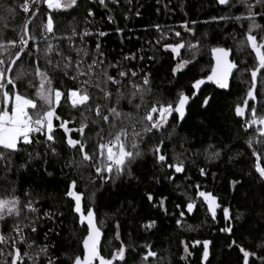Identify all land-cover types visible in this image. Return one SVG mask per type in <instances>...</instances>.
<instances>
[{
  "label": "trees",
  "instance_id": "trees-1",
  "mask_svg": "<svg viewBox=\"0 0 264 264\" xmlns=\"http://www.w3.org/2000/svg\"><path fill=\"white\" fill-rule=\"evenodd\" d=\"M130 1L135 2L119 0L114 10V20L110 23L105 21V12L99 9L97 0H77L72 8L60 10H51L45 4H40L33 10L39 12V17L33 18L34 23H30L29 35H34L36 39L29 40L31 47L21 53V58L17 59L7 74L14 77L17 72H24L27 78L18 82L17 90L21 93L27 90L30 98H35L34 88L28 89V84L32 81L38 85L39 81L34 79V72L39 67L48 72L54 86L64 93L60 104L56 106L57 115L61 119H54L59 154L52 156L49 153L44 156L45 149L33 145L14 157L18 166L27 159V153L35 149L42 158L33 162L30 167L17 170L16 167L4 169L0 166V197L15 194L22 202H27L25 193L31 192L32 198L36 200L35 206L41 210V216L43 210L49 209L60 214L55 225L40 221L39 230L32 235V239L37 244L51 243L61 264H69V256L82 255L80 241L87 232L86 224L82 226L78 214L71 211L74 201L66 196L68 184L73 180L78 185L75 190L83 194L81 203L84 214L86 215L88 207L93 208L102 232L99 248L101 255L106 258H112L113 251L121 244L125 246L126 264H243L240 247L264 256V251L257 247L264 240V184L258 180V173L253 167L256 157L252 156V149L246 144L249 137L254 138V145L260 137L256 131L257 126H242L250 118L251 104L254 103L249 101V105L245 107L243 100L251 82L250 72L246 69L255 66V53L247 46L237 47L242 40H246V20H212V17L241 15L245 13L244 7L236 3V0H231L228 5H220L218 0H165L167 8L163 10L156 3L157 0H140L136 7L139 12L137 15L135 8H131ZM23 3L24 0H0V41L5 44V50L0 52V59L6 61L0 67L7 66L10 56L11 46L7 41H17L20 35L23 36V24L30 16L23 12ZM89 9L104 22L102 28L106 35L102 38L88 36L83 44L73 38L75 45L69 46L68 37L72 36V32L81 33L88 24ZM253 11L260 12L264 9L254 6ZM48 15L54 19V33L42 38L40 25L46 21ZM192 21L196 23L193 24ZM256 21L264 26V19L260 16L256 17ZM185 23L192 31H186L182 27ZM154 25H160L167 33L159 45L156 41L160 33ZM117 28L122 31L117 32ZM172 28L180 32V37L171 33ZM254 34L258 35V39L259 35H264L255 30ZM181 41L185 45H197L195 59L186 47L176 54L175 59L171 50L163 47L165 43L175 44ZM85 42L88 44L89 54L84 61L88 65L92 63L96 44L99 43L100 51L104 54L103 67L108 69L109 74L116 76L119 69L131 68L133 71L143 69L150 76V88L155 95L145 96L143 102L134 98L137 104L142 105L139 109L123 100L121 110L130 113L131 117L118 128L125 127L129 133L140 132L143 126L142 117L153 101L162 99L167 103L176 99L181 90L189 97L183 120L170 117V123L164 129L154 130L153 134L147 136L148 142L141 143L140 150L143 155L132 169V177L125 175L122 180L115 183L109 181L103 186L97 179H93L96 177L94 168L75 167V162L80 161L82 156L77 150L69 148L66 140L71 136L73 139L86 141L85 150L95 163L99 155L98 144L102 142L100 137L106 141L110 138V133L118 128L113 129L110 123H105L102 119L92 126L90 120L97 117L91 110L99 104L102 108L101 115H104L107 114V107L111 105L99 89L89 88L90 103L73 108L66 97V90L74 87V82L48 67L44 52L51 43L56 46L54 52L48 54L53 64L61 59L55 54L59 51L68 56L74 66L75 60L79 58L75 49L85 46ZM217 46L229 49L230 59L237 65V69L229 76L230 87L227 89H220L207 80L214 63L211 48ZM140 49L142 51H138ZM132 54H135V59H123ZM153 56L155 59L150 60L149 57ZM14 58L15 54L9 63ZM181 60L191 63L173 75L172 68ZM116 63H120L122 68H108L109 64ZM95 73L93 78L99 77L103 80L101 69H95ZM71 74L70 72L69 75ZM87 78L85 76L82 79ZM121 79L124 85H128V78ZM197 79H203L204 83L199 89H194L192 84ZM261 83H264V75L259 77L257 89L254 90L258 115H264V89L261 88ZM109 88L114 102L116 87L109 85ZM193 92L196 93L195 96L192 95ZM205 97L210 98L207 106L203 105ZM238 103L245 107L243 117L235 115V106ZM81 113L89 118L85 121L89 127L83 137L73 131L66 134L59 127L63 120L68 122L67 127L70 129L79 128L83 120ZM155 145L161 146V154L166 157L164 165L154 159L151 149ZM208 145H212L210 151L222 150L218 159H212L204 153L203 150ZM260 154L264 156V152ZM176 156L185 164L181 173H176L174 168L167 166L175 162ZM45 159L47 164L44 163ZM69 161L73 163L70 164ZM202 168L206 170L205 175L200 174ZM232 181H239V184L234 186ZM197 186L200 191L210 192L217 197L220 207L215 220L207 212L203 198L197 196ZM149 194L153 197L151 201L148 199ZM190 201L196 205L192 213H188L186 209ZM224 207L230 209V220L224 218ZM181 211L185 213L183 217L180 215ZM178 219L181 220V225H177ZM153 221L155 223L149 227V223ZM13 223L11 219L7 224L0 221V231L7 235ZM229 225L233 229L231 232L221 231ZM53 227L55 231L51 237H46L44 234L47 229ZM30 231L28 229L26 234ZM117 232L119 240L115 239ZM205 240L210 241V255L206 261H202ZM185 247L191 255L184 252ZM149 249L156 252L157 256L143 261L142 256ZM249 259L259 264L257 257L250 256ZM94 264H98V261ZM113 264H124V261L116 259Z\"/></svg>",
  "mask_w": 264,
  "mask_h": 264
},
{
  "label": "snow or ice",
  "instance_id": "snow-or-ice-1",
  "mask_svg": "<svg viewBox=\"0 0 264 264\" xmlns=\"http://www.w3.org/2000/svg\"><path fill=\"white\" fill-rule=\"evenodd\" d=\"M231 0H218L220 5H228ZM100 6L107 7L106 0H98ZM236 3L241 4L245 13L237 16L224 15L220 17H212V20H235L237 22L247 21L248 27L245 32L246 40H242L237 45L238 48L247 46L251 48L252 52L255 53V66L246 71L250 72L251 82L250 87L247 89L246 96L243 100L244 106L249 105V101H253L251 104V116L246 121L244 127L252 125L257 126L256 131L259 134L260 139H257L254 145V138L249 137L246 144L249 149H252V156L256 157V163L253 165L255 172L258 173V180L264 184V156L260 153L264 152V115H258V107L255 101L257 96L254 94V90L257 89L259 77L264 75V35L254 34V30L257 33H264V26L256 21V17L260 16L264 19V11L256 12L253 11L254 6H259L264 9V0H236ZM40 4H46L48 9L60 10L70 9L77 4V0H24L21 5L24 13H29L30 8H37ZM42 11V9H41ZM89 16L93 13L91 9L88 12ZM139 15V12H137ZM39 12L31 11L30 16L23 25L22 32L23 36L19 40L21 45L19 50L15 52V58L11 63H7V71L4 67H0V166L4 169H11L16 167L17 170L30 167L31 164L41 159V154L36 151H30L27 153V159L20 163L18 166L15 164L14 157L27 148H32L35 145L37 148L43 147L45 149L44 156L49 153L52 156L58 155V149L56 147L55 132H54V119L60 120L61 118L57 115L56 106L60 104L62 91L54 86V81L46 70H41L37 67L34 72V79L38 80V85L33 84L29 81L28 89L34 88L33 96L30 98L28 91L21 93L17 90L18 82L26 79L24 72H17L16 76L11 77L7 74L8 71L12 70V66L17 62V59L21 58V53L26 51V48L31 47L29 40H35L34 35H29V24L34 23L33 18H38ZM128 17L126 16V19ZM111 19V17H110ZM193 24L196 21H192ZM157 32L160 33L159 39L156 43L159 45L164 37L167 35L160 25H154ZM182 27L186 31H192L187 25L183 24ZM41 37H46L47 34L54 33V19L51 15L47 16L46 21H43L40 25ZM117 32L122 29L117 28ZM79 35L81 43L83 44L86 37L93 35L88 31L77 33L72 32V36ZM106 33L103 31L98 32V36L103 37ZM180 32H175L176 37H180ZM24 37H27L25 39ZM71 39V37H68ZM16 41L8 40L7 44L13 48L16 46ZM53 44L49 43L44 49L45 58L48 61V67L60 72L63 76L67 77L74 82V87H69L66 90V97L71 102L73 108L78 106H87L90 103V91L89 88L99 89L104 98L111 105L107 107V114L101 115L102 108L99 104L96 105L94 114L97 119L90 120V124L95 126L98 124V120L102 119L105 123H110L113 129L118 128L125 121L130 119L131 114L125 113L121 110V103L123 100H127L130 105L139 109L142 105L137 104L135 99H139L141 102L144 101L145 96L149 94L155 95L150 88L151 80L147 72L143 69L133 71L131 68L127 70H120L117 72L119 78H128V85L123 84V79H117L113 75L109 74L108 69L103 67L104 54L100 51V44H96L94 52V58L92 63L84 68L83 56L89 54V50L86 46L76 48L78 59L73 61L68 57L64 56L62 52L57 51L55 54L61 59L53 64L51 56L48 55L53 53L55 50ZM165 50L170 49L171 53L174 54L173 58H176V54L183 48H187L192 54V58L195 59V52L197 51V45L192 43H185L181 41L175 44H163ZM5 50V44L0 41V52ZM142 51V49L138 50ZM31 55L30 52L27 53ZM211 54L214 63L211 66V72L207 76V80L215 83L220 89H227L230 87L229 76L233 74V70L237 69V65L230 59L229 49L223 47H212ZM124 60L135 59V54L131 56L123 57ZM150 60H154L155 57H149ZM6 61L0 59V66L5 65ZM191 63L188 60H181L172 68V73L175 75L178 70L184 69L187 64ZM101 69L103 80L96 76L95 69ZM108 68H122L120 63L109 64ZM72 73L69 75V73ZM130 73V77H129ZM87 76V79H82ZM132 78H137L133 80ZM204 83L203 79H197L192 84V88L199 89L200 85ZM103 84V87L101 86ZM109 85L116 87L115 101L113 102V93L111 92ZM128 88V91L124 89ZM261 88L264 89V83H261ZM196 95L195 92L192 94ZM210 102L209 97H205L203 105L207 106ZM189 103V97L184 91H179L177 98L164 103L162 99L155 100L152 106L146 111L142 117L143 126L140 132L133 131L129 133L125 127H119L117 131L110 133V138L104 140L101 136V143L98 144L99 155L95 163H93V157L90 156L86 150V141L83 139H73L71 136L67 137V146L71 149L77 150L82 159L75 162L76 168H83L90 166L94 168L97 179L103 186V184L109 181L115 183L117 180H122L124 176L132 177V169L139 162L143 153L140 150L141 143H147V136L153 134L154 130L164 129L165 125L170 123V117L183 120L186 115V106ZM245 107H242L239 103L235 106V115L237 117H243L245 115ZM29 110H32L31 112ZM83 120L77 129H70L67 127V121L61 120L59 127L64 130L67 134L70 131L80 133L83 137L86 133V128L89 124L88 117H84L81 113ZM135 128V125H133ZM143 133V135H142ZM171 135V133H169ZM163 141H161V144ZM227 147V145H225ZM212 145H208L204 148V153L212 159H218L221 156L222 150H212ZM154 159L156 162L164 165L166 163L165 155L161 154V146L155 145L151 149ZM175 156V154H174ZM44 163L48 161L45 159ZM73 163V161H69ZM169 168H174L176 173H181L185 164L184 161L175 157V162L167 165ZM200 174L205 175L206 170L200 169ZM50 175V174H49ZM232 184L238 185L239 181H232ZM77 182L75 180L68 184L66 196L70 197L74 201V207L71 209L72 212L78 214L79 223L83 226L86 224L87 232L83 236L80 243L83 247V253L69 256V264H94L98 261V264H113V261L118 259L120 261L125 260V246H121L113 251L112 258H106L101 255L99 245L101 243V228L97 224V220L92 207L87 208L86 215L82 211V193L76 191ZM94 195V193H93ZM25 196L28 197L27 202H22L21 198L15 194H11L5 197H0V221L7 224L8 220L14 221L10 226V230L7 235L0 231V264H61L60 258L55 255L53 251V245L51 243L37 244L32 235L36 234L39 230L40 221L52 222L55 225V220L58 217L57 211L49 209L43 210L42 216L39 214L35 204L36 200L32 198L31 192H26ZM197 196L202 197L204 203L207 206V212L211 214L212 219H216L217 209L220 205L217 203V197L207 191H200L197 186ZM148 199H153L152 195H148ZM163 202H161L162 204ZM196 205L193 202H188L186 209L188 213H192ZM179 207V205L177 206ZM224 218L230 220V209L228 207L223 208ZM181 217L185 215L183 211L180 213ZM23 216V220H21ZM31 216V218H29ZM239 218V216L237 217ZM24 221H27L25 223ZM155 222H150L149 227ZM177 225H181V220L176 221ZM118 227V226H117ZM30 229V233L26 234L27 230ZM233 229L231 225L226 228H222L221 231L231 232ZM55 231V227L48 228L45 232L46 237H51V234ZM115 239L119 240L120 236L117 232ZM200 243V242H197ZM210 241H203V252L202 261H206L209 258ZM145 247H149L145 245ZM258 249L264 251V240L257 245ZM184 252L188 255L189 250L187 247L184 248ZM240 252L243 253V264H256L255 261H250V256L257 257L259 264H264V256H259L257 252H249L248 250L240 247ZM62 255H64L62 253ZM157 253L154 251H147L142 256L143 261H147L149 257H156ZM184 257H182L183 259ZM155 264V262H154Z\"/></svg>",
  "mask_w": 264,
  "mask_h": 264
},
{
  "label": "built area",
  "instance_id": "built-area-1",
  "mask_svg": "<svg viewBox=\"0 0 264 264\" xmlns=\"http://www.w3.org/2000/svg\"><path fill=\"white\" fill-rule=\"evenodd\" d=\"M106 3H107V7L100 6L99 3H98V5H99V9L102 12H105V21L110 23L112 20H114V10L118 6L119 0H106ZM156 3L161 5L163 10H165L167 8L165 0H157ZM138 4H140V0H135V2L130 1V6H131V8H135V13L137 12L136 7ZM34 9L35 8H30L29 13H26V15L29 16L31 14V11H33ZM110 17H111V19H110ZM127 17H128V15H127ZM99 19H100V17H97L95 13H93L92 16H89L88 21H87L88 24L86 25L84 31H88V32L93 33V35H91V36H96L98 38H102V37L98 36V32L103 31L106 33V31H104L102 28V24H104V22L102 23L101 20H99ZM175 32H177L176 29L172 28L171 33L175 35ZM70 37H71V39L68 40V45L71 47L75 45L73 38L81 41L79 38V35L70 36ZM19 38H21V35L19 36ZM84 45L86 47H88V44H86V42L84 43ZM84 58H85V56H83V63H84V68L86 69V67H87L86 65H88V64L84 61ZM90 64H91V62H90ZM120 70L121 69H119V71ZM114 77H116L117 79H121L117 75Z\"/></svg>",
  "mask_w": 264,
  "mask_h": 264
},
{
  "label": "rangeland",
  "instance_id": "rangeland-1",
  "mask_svg": "<svg viewBox=\"0 0 264 264\" xmlns=\"http://www.w3.org/2000/svg\"><path fill=\"white\" fill-rule=\"evenodd\" d=\"M45 6L47 7V5L45 4ZM24 24H25V22H24ZM23 24V25H24ZM23 28V27H22ZM19 40H20V38H18V40L16 41L17 43H16V46L13 48L11 45V49H10V56H9V59H8V63L11 61V59H12V57H13V55L15 54V52L17 51V50H19V48H20V44H19ZM5 70L7 71V66L5 67ZM30 111V110H29Z\"/></svg>",
  "mask_w": 264,
  "mask_h": 264
},
{
  "label": "water",
  "instance_id": "water-1",
  "mask_svg": "<svg viewBox=\"0 0 264 264\" xmlns=\"http://www.w3.org/2000/svg\"><path fill=\"white\" fill-rule=\"evenodd\" d=\"M30 25V24H29Z\"/></svg>",
  "mask_w": 264,
  "mask_h": 264
}]
</instances>
